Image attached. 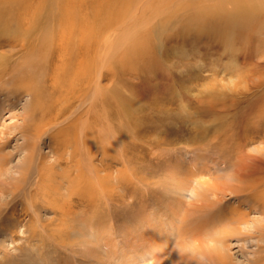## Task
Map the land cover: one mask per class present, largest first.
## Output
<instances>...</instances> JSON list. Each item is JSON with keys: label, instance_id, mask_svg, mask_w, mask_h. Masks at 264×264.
<instances>
[{"label": "rangeland", "instance_id": "obj_1", "mask_svg": "<svg viewBox=\"0 0 264 264\" xmlns=\"http://www.w3.org/2000/svg\"><path fill=\"white\" fill-rule=\"evenodd\" d=\"M213 2L0 0L4 23L29 42L16 45L0 34V77L1 70L10 72L0 82V152L3 180L11 184L0 188V264H156L148 246H136L149 245L151 232L175 241L183 216L194 212L191 204L201 205L194 197L221 199L224 213L249 212L253 203L243 197L250 190H241L253 182L238 183L234 174L248 166L264 176V7L254 16L260 12ZM43 36L59 45L71 41L64 51L57 46L49 63L42 54L33 60L50 109L46 116L38 109L32 123L64 113L37 144L43 162L60 163L54 186L41 189L35 172L24 179L18 174L25 163L19 127L32 96L14 74L27 69ZM81 61L83 79L77 76ZM78 119L87 133L85 151L74 159L88 178L84 189L60 144L66 134L78 146ZM251 212V220L261 218ZM231 243L235 264H247L262 245Z\"/></svg>", "mask_w": 264, "mask_h": 264}, {"label": "bare ground", "instance_id": "obj_2", "mask_svg": "<svg viewBox=\"0 0 264 264\" xmlns=\"http://www.w3.org/2000/svg\"><path fill=\"white\" fill-rule=\"evenodd\" d=\"M213 1H214L213 3L215 4L216 7H217V5L222 6L223 4H230V5H234L237 10H240V8H245V6H247L248 8H250L253 15H254L255 11L258 10L260 13L254 15V16L260 15L261 14V8L264 7V0H213ZM212 6H214V5H212ZM3 14L4 13L0 10V31H1L0 34L1 35L4 34L5 36H7L8 39L13 38L12 39L14 41L13 43H16V45H18L17 43H19L20 45H25V44L28 45L29 42L27 40V37L24 34L21 36L20 30L16 26L11 27V26H8L6 23H4ZM72 26L73 25L71 24V27ZM262 26L264 27V25H262ZM4 28L7 29L8 34H6V32H2L1 29H4ZM79 28H80V26H79ZM71 30H72V28H71ZM104 30H106V29H104ZM63 32L65 33V31H63ZM68 33L70 34V32H68ZM19 37H21L22 39ZM90 37H91V35L88 38H90ZM56 39L55 38L52 39V42H51V40H48L46 38V36H43V38L39 39L37 44L35 46H33L31 49V52H30L31 61H30V64L28 66L26 64L27 69H25V68L23 69V67H21L19 70L15 71V74H14V76L17 77V82H18L17 84H19V88L25 89L27 91L28 95L32 96V100L30 102L31 105L29 106L30 110L28 109L29 111H25L26 116L22 117L23 124L21 127H19V129H22V130H20V132L24 135V138H25V144H24V146H22L23 147L22 150H24V153H25V163H20V165L18 166V169H19L18 174L19 175L22 174L23 177H21V178L24 179V176L27 173L30 174V173H32V171L35 172L37 174V177H39L38 182L40 184L38 187H40L41 189L54 186V184H55L53 182L54 180H53V178L51 179V177L53 175V168L58 167L60 165V163L58 160L55 161L54 164H51V163L49 164L47 162H43V159H41V154H40L41 152H39L37 144H38L39 139L42 138V135L46 134L47 132L54 130V128H55L54 127V125H55L54 121H56L59 116L60 117L64 116L63 115L64 113L59 111V112H57V115H54V118H52V115H49V117H50L49 119L43 118L42 121L40 119L39 124L32 123L33 120L35 119L34 116H35L36 111H38V109H41V111H43L44 116H46L47 109H50V108L45 106V103L42 102V96H43L42 92L37 88V86H38L37 82H39V77H41V76H37V74L35 73L36 68H37V66H36L37 63H34L33 60L39 58L38 59V61H39L41 59V54H42L44 57L43 59H46L44 61V63L47 64L53 60L52 56H53V53L56 51L57 46L60 47V49L62 47L64 48L65 47L64 45L70 46L69 42L71 41V39H68V41L63 42L64 45L63 44L59 45L58 39L57 40ZM74 40H75V38H74ZM126 40H128V39L126 38ZM76 41H77V39H76ZM95 41H96L97 53H100L99 49H101V46H100L101 41H100L99 37H95ZM79 42H81V44H82L83 40L82 41L80 40ZM127 42L128 41H126V43ZM73 45L77 46V47L79 46V44L75 43V42ZM82 46H83V44L81 45V47ZM69 49H71V48H69ZM69 49L67 48V50H69ZM62 51H64V50H62ZM84 51H85V49H84ZM57 52H61V51L59 50ZM76 54H77V52H76ZM64 56H65V54H64ZM102 61H103V59L101 58L100 55L94 57L95 66H97V68H98V70L96 72V81H94L96 83L95 84L96 88H98L100 86L99 83H100L101 76H102V70H101V64L100 63ZM70 62H71V60H70ZM66 63L68 64V62H66ZM84 64H85L84 61H81L79 63L80 70L78 71L77 76L81 79H83L85 76L86 69H85V67H83ZM94 69H93V71H94ZM1 72H3V76L0 77V82L8 74H10V72L6 74V72H4L3 70H1ZM86 77H88V75ZM92 77H94V76H92ZM42 79H44V76H42ZM71 79H72V77H71ZM0 85H1V83H0ZM83 85L84 84H82V82H81V86L78 85L81 87V88H79L80 93H83V87H82ZM1 89H3V88H1ZM82 95H80V98L83 97ZM92 99H94V98H92ZM79 102L82 106H84L86 104L84 98L79 100ZM48 106H49V104H48ZM30 120H31V124L29 123ZM43 120H45V121H43ZM76 125H78L77 127L79 129L78 133H76V135H75L76 142H77L76 144L78 145L76 147H79V148H76V147L74 148V146L72 147V145L70 144L71 143V137L69 139L68 138L69 136H67L64 133L63 134L65 136H64V138H62L61 143H60L62 145V148L64 149V151L69 152L67 154V156H68L67 158H69L70 160H74L76 157H78V155L82 153L81 150H83V152H84L85 149H83V148H85L84 147L85 143H87L85 141V138L87 137L85 122L83 121V119H78L76 122ZM60 135H61V132L59 134L53 135V136H54V138H59ZM0 141H1V139H0ZM0 144H1V142H0ZM79 149H80L81 153L79 152ZM20 150H21V148H20ZM43 158H45V157H43ZM5 159H6L5 156H2L1 152H0V188L1 189H2V187L4 188V186L6 187L8 185H11V184L7 183L5 180H3L5 178L4 176L6 175L5 170L2 169V166L4 165V163H6ZM69 159H67V160H69ZM229 159H227V164L230 163ZM74 161H75V164L77 167V172L79 173L78 176L80 178L79 189L90 188L89 184L87 183L88 178H86V176H85V171L81 165V162H78L79 160L78 161L74 160ZM68 164H70V163H67L66 166H69ZM71 164H73V163H71ZM75 164H73V165L75 166ZM25 165H27V166H25ZM247 167L245 168L246 170H247ZM240 169H239V171L235 170L236 172L234 174V178L236 179V181L238 183H241V184H243L244 182H247L248 180H249V182H253L250 184L249 187L246 186L247 187L246 190H241L242 188L239 189L243 192H248V190H250L249 195H247L246 197H243L247 202L253 203V204H250L249 212L241 213V212H239L238 209H235V210L233 209V211H231V212H228V213L225 212L224 213L223 208L221 209L218 207L221 199L217 200L215 198L213 199L211 197H201V195H199V197H194V199L196 202H200L201 205H199V204H193L192 205L191 204V206H194V212L191 213L190 215H188L189 213L188 214L185 213L186 216L185 215L183 216L184 221H182V222H184V224L181 228V232L179 231L178 234L175 236V241L170 242V237L166 232L161 233V237L157 236V234L154 235L157 232H151L150 233L151 236H150V238H148L149 245H147L145 243L144 246H142L143 244L139 245L138 247L136 246V249H138V248L139 249H142V248L146 249V246H148L145 253L149 254V257H151V259L154 260V262L157 261L156 264H235L233 262L232 256L229 254L230 243L232 241H236L238 243V242H243V241H248V240L249 241H251V240L256 241L257 240L262 245H258V251L255 254L256 256L254 258L250 259L247 264H264V176H261L260 173L258 174V172H256V171H249V170L246 171L242 168H240ZM95 173L97 174V170L95 171ZM46 174H48V175H46ZM61 175L62 174H60L59 176H61ZM81 177H85V179L82 180ZM57 178L63 180V176H61L60 178L57 176ZM15 179H16V177H15ZM46 179H48L49 183H47ZM15 181H16L15 184H17L18 183L17 180H15ZM18 188H19V186H18ZM18 188L16 187V189H18ZM74 188H75V186H74ZM12 190L13 189H11V191ZM45 190H49V189H45ZM17 191H19V189ZM81 191H83V190H81ZM1 192H3V190ZM196 196H198V194ZM251 211H254V213H256V214L260 213L261 218H259V219L258 218L257 219L252 218V220H251V217H250ZM227 214H230V215H227ZM251 214H252V212H251ZM153 220H154V223L157 225L158 219L157 220L153 219ZM160 225H162V224H160ZM160 225L158 227H161ZM152 228H150V230ZM179 233H181L180 237H179ZM178 237H179V239H178ZM137 252L139 254L140 250ZM136 258H138V257H136Z\"/></svg>", "mask_w": 264, "mask_h": 264}]
</instances>
